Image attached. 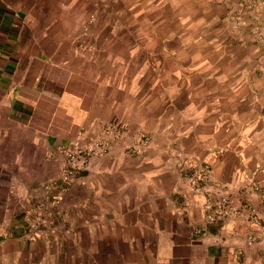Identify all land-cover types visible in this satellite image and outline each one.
Returning a JSON list of instances; mask_svg holds the SVG:
<instances>
[{
  "label": "crops",
  "instance_id": "obj_1",
  "mask_svg": "<svg viewBox=\"0 0 264 264\" xmlns=\"http://www.w3.org/2000/svg\"><path fill=\"white\" fill-rule=\"evenodd\" d=\"M205 1V26H219L207 47L137 64L68 52L88 0H0V264H264V0ZM120 124L155 146L92 156L52 225L31 231L44 186L48 202L62 187L56 147ZM196 164L208 177L194 192ZM220 197L236 212L210 222Z\"/></svg>",
  "mask_w": 264,
  "mask_h": 264
},
{
  "label": "rangeland",
  "instance_id": "obj_2",
  "mask_svg": "<svg viewBox=\"0 0 264 264\" xmlns=\"http://www.w3.org/2000/svg\"><path fill=\"white\" fill-rule=\"evenodd\" d=\"M174 2L175 0H88L86 9L79 16V35L83 38L69 44L68 52L73 56H86V59L90 57V51H115L124 54L134 52L138 53V64L141 52L164 50L173 53L172 50L176 51L180 45L182 51L188 53L197 50L194 44L198 45L199 50H203L209 45L204 38L208 30L213 26L215 29L219 28L214 22L210 26L204 24V7L208 5V1ZM228 14L238 29L243 28L248 20L235 14V11ZM255 27L259 31L258 26ZM190 38H195L194 43ZM157 40L162 42L160 48ZM89 60L92 58L86 61ZM167 62L171 66L172 62L166 60L165 65ZM141 134L148 137L147 146L142 145ZM75 140L81 142L87 150L101 152L96 153L97 158L108 155L110 150H149L155 146L151 135L143 133L138 127L128 133L127 127L121 124L101 126L93 136ZM175 156L177 159L182 157L179 154ZM92 158L91 156L90 160ZM83 171L86 174L90 171L83 169L79 172L78 176L84 180L87 175Z\"/></svg>",
  "mask_w": 264,
  "mask_h": 264
},
{
  "label": "built area",
  "instance_id": "obj_3",
  "mask_svg": "<svg viewBox=\"0 0 264 264\" xmlns=\"http://www.w3.org/2000/svg\"><path fill=\"white\" fill-rule=\"evenodd\" d=\"M141 143L146 145L148 143V137L141 134ZM106 151V150H101ZM96 153L101 154V152H96V150H87L83 144L79 141H72L65 146H57L56 154L64 162V171L61 174L62 187L60 192L56 194L48 202L50 196L49 192L51 187L44 186L45 197L40 200L35 207L29 212V227L31 231L41 232L46 227H49L53 223V212L57 207L58 202L61 200L63 193L68 189V187L74 182L78 181L80 184H84L82 177L78 174L83 169H87L90 166V157L95 156ZM191 169L184 175L185 181L191 191H198L200 189V182L208 177L204 166L200 164L189 166ZM181 168H185L184 164H181ZM187 171V170H186ZM205 209L208 211L206 213V219L208 221H217L221 218H230L235 214L234 207L229 203L226 197H220L215 201L207 200L205 203Z\"/></svg>",
  "mask_w": 264,
  "mask_h": 264
}]
</instances>
